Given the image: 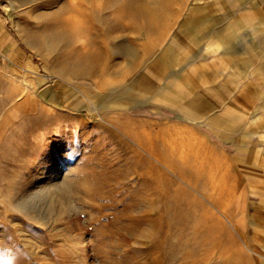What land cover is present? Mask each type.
<instances>
[{
    "label": "rangeland",
    "instance_id": "rangeland-1",
    "mask_svg": "<svg viewBox=\"0 0 264 264\" xmlns=\"http://www.w3.org/2000/svg\"><path fill=\"white\" fill-rule=\"evenodd\" d=\"M135 1L0 0V264H264V0Z\"/></svg>",
    "mask_w": 264,
    "mask_h": 264
},
{
    "label": "bare ground",
    "instance_id": "bare-ground-1",
    "mask_svg": "<svg viewBox=\"0 0 264 264\" xmlns=\"http://www.w3.org/2000/svg\"><path fill=\"white\" fill-rule=\"evenodd\" d=\"M134 2H136V1L134 0ZM139 2H140V1H139ZM142 2H143V0H142ZM92 3H93V2H92ZM137 3H138V2H137ZM144 3H145V2H144ZM106 4H107V3H106ZM139 4H141V2H140ZM139 4H138V5H139ZM145 4H146V3H145ZM128 5H129V4H128ZM131 5H132V4H131ZM109 6H110V5H109ZM140 6H143V5H140ZM139 8H140V7H139ZM138 11H139V10H138ZM138 11H136V12H138ZM141 11H142V9H141ZM154 11H155V10H154ZM89 14H90V13H89ZM143 14H144V13H143ZM145 15H146V14H145ZM114 16H115V15H114ZM148 16H149V18L151 17L150 14H149ZM109 17H110V16H109ZM140 17H141V16H140ZM152 17H153V16H152ZM70 19H71V18H70ZM86 19H87V18H86ZM142 19H143V17H142ZM158 19H160V18H158ZM158 19H156V20H158ZM162 19H164V18H162ZM66 20H67V18H66ZM140 20H141V18H140ZM140 20H139V21H140ZM165 20H166V19H165ZM165 20H164V21H165ZM68 21H69V20H68ZM164 21H163V22H164ZM102 22H103V21H102ZM143 22H145V21H143ZM158 22H159V21H158ZM145 23H146V22H145ZM154 23H155V22H154ZM164 23H165V22H164ZM164 23H163V24H164ZM158 24H159V23H158ZM152 25H153V24H152ZM159 25H160V24H159ZM159 25H156V26H159ZM165 25H166V24H165ZM165 25H164V26L161 25V28H162V27H165ZM119 27H120V23L117 24V28H119ZM142 27H143V26H142ZM109 28L112 30L113 27L111 26V27H109ZM152 28H153V27H152ZM157 28H158V27H157ZM144 29H146V28H144ZM158 29H159V28H158ZM154 30H155V29H154ZM113 31H114V30H113ZM111 32H112V31H111ZM107 33H108V32H107ZM113 33H114V32H113ZM65 37H66V35L64 34V38H65ZM107 39H109V38H107ZM66 40H67V37H66ZM81 40H82V38H81ZM63 41L65 42V40H63ZM63 41H62V42H63ZM78 41H79V40H78ZM74 42H75V40H74ZM74 42H73L72 45H75V44H76V43H74ZM122 42H123V41H122ZM77 43H79V42H77ZM82 44H83V43H82ZM114 44H115V43H114ZM32 45H33V44H32ZM48 48H49V49H52L51 46H49ZM72 48H73V47H72ZM96 48H97V46H96ZM35 49H36V48H35ZM73 49H74V48H73ZM99 49H100V48H99ZM116 49H117V51H121V53H123L124 55L128 56L129 58H132V59H133V63H134V60L138 59L136 49L132 48L131 45H125L124 43H121V44H119V45L116 47ZM77 50H79V49H77ZM84 50H86V49H84ZM90 50H92V48H91ZM94 50H95V48H94ZM39 51H41V50H39ZM81 52H82V51H81ZM84 52H85V51H84ZM103 52H104V51H103ZM94 53H95V52H94ZM92 55H94V54H92ZM92 55H91V56H92ZM101 55H102V54H101ZM94 56H95V55H94ZM136 56H137V57H136ZM87 57H89V56L87 55ZM117 57H118V56H117ZM97 58H98V57H95L96 61H97ZM103 58H104V57H103ZM95 59H94V60H95ZM100 59H101V58H100ZM116 59H118V58L115 57V60H116ZM90 60H92V59H90ZM94 60H93V63H95ZM108 60H109V58H108ZM99 61H100V60H99ZM101 61H104V60L102 59ZM109 61H111V60H109ZM109 61H108V64L110 65V68H113V67H114V63H112V62L110 63ZM70 62H72V61H70ZM77 62H80V61H77ZM160 62H161V60H160ZM66 63H67V62H66ZM66 63H65V64H66ZM74 63H75V62H74ZM81 63H82V62H81ZM98 63H99V62H98ZM101 63H102V62H101ZM115 63H116V62H115ZM117 63H118V62H117ZM69 64L71 65V63H69ZM78 64H79V63H78ZM75 65H77V64H75ZM150 65H151V64H150ZM150 65H149V66H150ZM52 66H53V65H52ZM72 66L74 67L73 64H72ZM95 66H96V65H95ZM107 66H108V65H107ZM67 67H68V66H67ZM90 67H91V65H90ZM92 67H94V64L92 65ZM99 68H100V67H99ZM67 69H68V68H67ZM71 69H72V68H71ZM76 69H79V68H76ZM83 69H84V68H83ZM97 69H98V68H97ZM108 69H109V67H108ZM148 70L150 71V73H153V72H151L150 68H149ZM73 71H76V70L73 69ZM73 71H70V72H73ZM97 71H98V70H97ZM149 71H148V72H149ZM67 72H68V71H67ZM81 72H82V71L80 70V73H79V72H77V73H79V74L81 75ZM99 72H100V71H99ZM99 72H98V74H99ZM58 73H59V72H58ZM58 73H57V74H58ZM74 73H75V72H74ZM70 74H71V73H70ZM75 74H76V73H75ZM79 74H78V75H79ZM58 75H60V74H58ZM78 75H77V76H78ZM90 75H91V74H90ZM81 76H82V75H81ZM88 76H89V75H88ZM88 76H86V77H88ZM91 76H92V75H91ZM91 76H90V77H91ZM78 77H80V76H78ZM94 107H95V106H94ZM143 131H146V130H143ZM143 131H142V132H143ZM145 133H146V132H145ZM147 133H148V132H147ZM149 133H150L149 135H152L151 132H149ZM135 135H137V134H135ZM139 135H140V133H139ZM137 137H139V136L137 135ZM140 137H141V136H140ZM163 137H164V136H163ZM165 138H166V137H165ZM168 139H169V138H168ZM173 139H175V138H173ZM136 140H137V139H136ZM157 140H158V139H157ZM166 140H167V139H166ZM171 140H172V139H171ZM175 141H176V140H175ZM163 142H164V141H163ZM171 142H172V141H171ZM197 142H198V141H197ZM167 143H168V142H167ZM169 143H170V141H169ZM169 143H168V144H169ZM190 143H191V142H190ZM190 143H189V144H190ZM174 144H175V143H174ZM164 145H165V144H164ZM169 145H171V144H169ZM172 145H173V144H172ZM177 145H178V144H177ZM196 145H198V144H196ZM170 147H171V146H170ZM187 148H188V147H187ZM201 148H202V146H201ZM171 149H172V148H171ZM174 149H175V147H174ZM188 149H189V148H188ZM141 150H142V149H141ZM202 150H203V149H202ZM187 151H188V150H187ZM193 151H194V150H193ZM206 151H207V150H206ZM183 152H184V151H183ZM200 152L202 153V151H200ZM175 153H176V151H175ZM205 153H206V152H205ZM148 154H149V153H148ZM199 154H200V153H199ZM199 154H198V155H199ZM207 154H208V152L206 153V156H207ZM209 155H210V154H209ZM162 156H163V155H162ZM189 156H190V153H189ZM184 157H185V155H184ZM186 157H187V156H186ZM199 157H200V155H199ZM150 158H151V157H150ZM195 158H196V156H195ZM200 158H201V157H200ZM154 159L156 160V158H154ZM183 159H184V158H183ZM208 159H209V158H208ZM223 159H224V158H223ZM191 160H192V159H191ZM191 160H190V161H191ZM198 160H199V159H198ZM224 161H226V160L224 159ZM168 162H169V160H168ZM207 162H208V161H207ZM184 163H185V162H184ZM194 163H195V160H194ZM221 163H222V161H221ZM167 164H169V163H167ZM175 164H176V163H175ZM169 166H171V165H169ZM191 166H192V165H191ZM216 166L218 167V165H216ZM224 166H225V165H224ZM152 167H154V166H152ZM152 167H151V168H152ZM173 167H175V166H173ZM206 167H207V164H206ZM206 167H205V168H206ZM156 168H157V167H156ZM156 168H155L154 170H156ZM164 168H165V167H164ZM190 168H191V167H190ZM205 168H204V169H205ZM210 168H211V166H210ZM219 168H220V167H219ZM158 169L160 170V168H158ZM166 169H167V168H166ZM168 169H169V168H168ZM168 169H167L166 172H169ZM171 169L173 170V168H171ZM175 169H176V167H175ZM201 169H202V168H201ZM216 169H217V168H216ZM150 171L152 172V170H150ZM158 172H159V171H158ZM193 172H194V171H193ZM217 172H218V171H217ZM162 173H163V172H162ZM169 173H170V172H169ZM171 173H172V172H171ZM219 173H220V172H219ZM167 174H168V173H167ZM196 174H197V173H196ZM212 174H213V173H212ZM216 174H217V173H216ZM213 175H214V174H213ZM213 175H212V176H213ZM163 176H164V174H163ZM173 176H175V175H173ZM198 176H199V175H198ZM205 176H206V175H205ZM55 177H56V175H55ZM158 178H159V176H158ZM160 178H161V177H160ZM160 178H159V179H160ZM178 178H179V176H178ZM197 178H199V177H197ZM210 178H211V177H210ZM215 179H216V178H215ZM172 181H173V179H172ZM183 182H184V181H183ZM209 182H210V181H209ZM191 183H192V182H191ZM211 184H212V183H211ZM215 184H216V183H215ZM227 184H228V183H227ZM231 184H233V183H231ZM209 185H210V184H209ZM225 185H226V184H225ZM212 186L214 187L215 185L213 184ZM222 186H223V185H222ZM235 186H236V185H235ZM234 188H235V187H234ZM210 189H211V188H210ZM212 189H213V188H212ZM212 189H211V190H212ZM217 190H218V189H217ZM228 190H230V189H228ZM224 191H226V190H224ZM235 191H236V190H235ZM216 192H217V191H216ZM210 193H211V192H210ZM235 193H236V192H235ZM224 194H225V193H224ZM224 194H223V195H224ZM34 195L37 196V193L35 192ZM212 195H213V194H212ZM219 195H220V193H219ZM219 195H218V196H219ZM223 195H222V196H223ZM222 196H221V197H222ZM204 198H205V197H204ZM212 198H213V197H212ZM216 198H217V195H216ZM205 199H206V198H205ZM220 199H221V198H220ZM220 199H219V200H220ZM234 202H235V201H234ZM224 205H225V204H224ZM226 207H227V206H226ZM215 208H216V207H215ZM227 208H228V207H227ZM228 209H229V208H228ZM223 213H224V212H223ZM224 256H226V255L224 254Z\"/></svg>",
    "mask_w": 264,
    "mask_h": 264
}]
</instances>
